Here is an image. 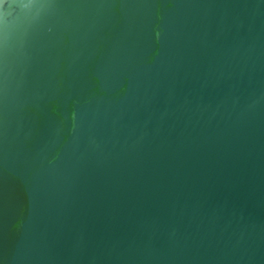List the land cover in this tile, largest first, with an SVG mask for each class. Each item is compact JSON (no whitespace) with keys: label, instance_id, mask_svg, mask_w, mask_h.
Returning <instances> with one entry per match:
<instances>
[{"label":"water","instance_id":"95a60500","mask_svg":"<svg viewBox=\"0 0 264 264\" xmlns=\"http://www.w3.org/2000/svg\"><path fill=\"white\" fill-rule=\"evenodd\" d=\"M0 264H264V0H0Z\"/></svg>","mask_w":264,"mask_h":264}]
</instances>
